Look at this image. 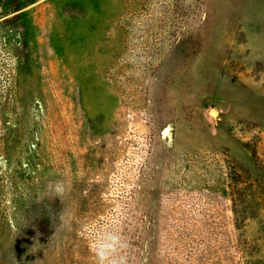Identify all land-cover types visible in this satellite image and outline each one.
I'll use <instances>...</instances> for the list:
<instances>
[{"label":"rangeland","instance_id":"374dc122","mask_svg":"<svg viewBox=\"0 0 264 264\" xmlns=\"http://www.w3.org/2000/svg\"><path fill=\"white\" fill-rule=\"evenodd\" d=\"M0 264H264V0H0Z\"/></svg>","mask_w":264,"mask_h":264},{"label":"water","instance_id":"95a60500","mask_svg":"<svg viewBox=\"0 0 264 264\" xmlns=\"http://www.w3.org/2000/svg\"><path fill=\"white\" fill-rule=\"evenodd\" d=\"M210 115H211L214 119H217L218 116H219V112H218L217 110H215V109H212V110L210 111Z\"/></svg>","mask_w":264,"mask_h":264}]
</instances>
